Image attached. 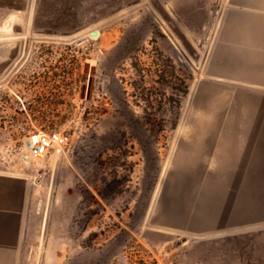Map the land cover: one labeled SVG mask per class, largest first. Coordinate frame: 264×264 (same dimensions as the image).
Instances as JSON below:
<instances>
[{
	"label": "rangeland",
	"instance_id": "obj_1",
	"mask_svg": "<svg viewBox=\"0 0 264 264\" xmlns=\"http://www.w3.org/2000/svg\"><path fill=\"white\" fill-rule=\"evenodd\" d=\"M176 1L0 0L21 35L0 41V164L37 185L22 264H264V213L219 226L206 203L264 173V99L209 106L201 72L210 14L264 0ZM52 130L65 150L30 157Z\"/></svg>",
	"mask_w": 264,
	"mask_h": 264
},
{
	"label": "crops",
	"instance_id": "obj_2",
	"mask_svg": "<svg viewBox=\"0 0 264 264\" xmlns=\"http://www.w3.org/2000/svg\"><path fill=\"white\" fill-rule=\"evenodd\" d=\"M200 1L177 0L176 7L190 10L193 6L194 12L198 13L200 9L196 6ZM208 19L209 24L213 20L218 21L216 27H208V33L204 34L207 37H204L202 44L204 102L208 101L209 106L256 107V100L264 99V3L230 4L221 11L210 14ZM224 91L226 94H223ZM247 116L249 118H246V122H256V114ZM213 135L212 139H215L217 134ZM226 138L235 140L234 144L239 148L249 149L252 142L237 140L256 139V135L253 131H246L245 134L236 132ZM209 144L213 148V144ZM225 155L230 157L232 163L230 153ZM215 156L218 158L217 154ZM258 160L264 163V153H259ZM255 162L256 153L251 160V163ZM211 165L214 170H225V166L216 162L206 165L197 163L194 168L209 170ZM12 168V165L8 167L0 164V264H22L24 242L36 200L37 185L34 179L13 172ZM231 169L235 170L234 166ZM248 169L256 170L253 166ZM216 175L219 177L221 174ZM235 176L232 174V177ZM251 177V182L246 185H238L235 178H232V183L228 185L240 188L238 193L214 196V199L206 202L210 207L215 205L213 208L216 211L211 213L220 212L217 216L219 226L224 223L222 218L235 220L259 217V214L264 213V194L259 191H264V173L259 174L256 180V175L251 172ZM197 187L199 182L195 191L199 196ZM247 202L250 204H245Z\"/></svg>",
	"mask_w": 264,
	"mask_h": 264
},
{
	"label": "built area",
	"instance_id": "obj_3",
	"mask_svg": "<svg viewBox=\"0 0 264 264\" xmlns=\"http://www.w3.org/2000/svg\"><path fill=\"white\" fill-rule=\"evenodd\" d=\"M70 141V135L61 130L31 135L27 140V154L33 158L47 157L64 151Z\"/></svg>",
	"mask_w": 264,
	"mask_h": 264
},
{
	"label": "bare ground",
	"instance_id": "obj_4",
	"mask_svg": "<svg viewBox=\"0 0 264 264\" xmlns=\"http://www.w3.org/2000/svg\"><path fill=\"white\" fill-rule=\"evenodd\" d=\"M220 20H221V18H220ZM220 20H219V22H220ZM9 21H12V19H9ZM11 27H12V23L10 22V24L7 25V23H6V25L4 27L0 28V41H5V40L9 41V40H14V39H17V38L21 37V35H19L18 33L17 34L14 33L13 30H11ZM98 36H99V34H98ZM214 38H215V36H214ZM214 38H213V40H214Z\"/></svg>",
	"mask_w": 264,
	"mask_h": 264
},
{
	"label": "water",
	"instance_id": "obj_5",
	"mask_svg": "<svg viewBox=\"0 0 264 264\" xmlns=\"http://www.w3.org/2000/svg\"><path fill=\"white\" fill-rule=\"evenodd\" d=\"M92 35H93V36H97V35H98V32H97V31H93V32H92Z\"/></svg>",
	"mask_w": 264,
	"mask_h": 264
}]
</instances>
